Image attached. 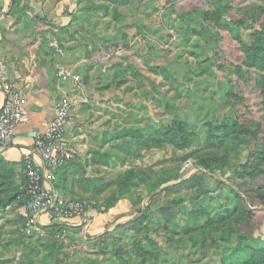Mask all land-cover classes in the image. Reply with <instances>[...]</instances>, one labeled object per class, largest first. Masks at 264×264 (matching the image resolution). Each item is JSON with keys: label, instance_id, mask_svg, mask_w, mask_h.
<instances>
[{"label": "rangeland", "instance_id": "374dc122", "mask_svg": "<svg viewBox=\"0 0 264 264\" xmlns=\"http://www.w3.org/2000/svg\"><path fill=\"white\" fill-rule=\"evenodd\" d=\"M5 19L8 80L71 103L61 199L128 208L92 239L0 210V264H222L264 242V0H12Z\"/></svg>", "mask_w": 264, "mask_h": 264}, {"label": "built area", "instance_id": "2783aa9c", "mask_svg": "<svg viewBox=\"0 0 264 264\" xmlns=\"http://www.w3.org/2000/svg\"><path fill=\"white\" fill-rule=\"evenodd\" d=\"M0 91L3 95L0 107V149H3L11 145L16 128L27 123L29 118L23 108L20 92L8 80L1 67ZM54 110V118L46 131L32 135V148L23 159L27 198L23 207L26 220L24 231L27 233L45 226L40 220L43 215L48 221L57 220L70 227L69 221L77 217L84 218L90 207L86 204L64 202L54 187L55 171L70 164L76 154L66 138L71 103H56Z\"/></svg>", "mask_w": 264, "mask_h": 264}, {"label": "crops", "instance_id": "0c3cea01", "mask_svg": "<svg viewBox=\"0 0 264 264\" xmlns=\"http://www.w3.org/2000/svg\"><path fill=\"white\" fill-rule=\"evenodd\" d=\"M12 4V0H0V45H1V26L5 24V16L7 15ZM62 24H66L68 20L61 19ZM1 56V49H0ZM23 100V108L28 115V122L19 125L16 128L15 136L9 147L0 149V159L12 166L15 174L16 183L19 184L21 176H23V159L32 148V135L34 133H43L48 128L50 122L54 118V106L58 101L56 90L51 87L38 86L35 87L34 81L26 80L23 83L15 84L12 82ZM3 103V95L0 91V107ZM68 126L66 128V138L68 139ZM68 135V137H67ZM70 140V139H68ZM18 208L17 213L21 216L25 215L24 209L21 207H7L5 210ZM127 204L120 202L113 208L104 213L88 212L84 219L73 218L69 221L71 227L80 228L81 234L89 238H97L103 236L125 221L127 216ZM40 220L44 225L51 222L43 215ZM85 221V222H84ZM53 222L59 223L55 220Z\"/></svg>", "mask_w": 264, "mask_h": 264}, {"label": "trees", "instance_id": "16d2710c", "mask_svg": "<svg viewBox=\"0 0 264 264\" xmlns=\"http://www.w3.org/2000/svg\"><path fill=\"white\" fill-rule=\"evenodd\" d=\"M174 1H178V0H174ZM179 131L180 130L178 128H173L171 130L172 137H174ZM163 136L166 137L168 136V134L165 132ZM68 165L55 171L56 182L54 183V187L60 196L64 188L63 184L66 178V171ZM21 178L22 179L20 183L17 184L12 166L8 165L7 163H5L0 159V210L3 211L7 207H24V205L26 204L27 198L25 195L24 165H23V176H21ZM126 180L127 178H125V181ZM104 212L105 211H103V213ZM23 219H24L23 223L25 224L26 222L25 217ZM220 219H222V217H220ZM245 220L246 221L244 223V228L248 227L247 224H249V222L251 221L249 214L246 216ZM50 226L52 228L56 227L58 229H63V227L64 228L68 227L60 223L59 224L53 223ZM76 229L80 230V228H76ZM242 239H244V237H242ZM245 239H247L246 236ZM222 264H264V242L260 243L256 248H251L249 247V245L246 244L240 245L237 250L234 249L223 260Z\"/></svg>", "mask_w": 264, "mask_h": 264}]
</instances>
